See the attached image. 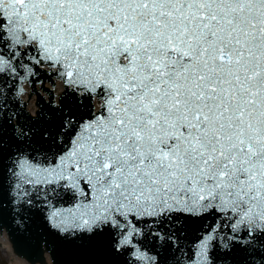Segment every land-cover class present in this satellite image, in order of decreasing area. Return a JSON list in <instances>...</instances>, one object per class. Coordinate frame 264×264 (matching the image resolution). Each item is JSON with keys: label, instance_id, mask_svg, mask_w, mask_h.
<instances>
[{"label": "snow or ice", "instance_id": "snow-or-ice-1", "mask_svg": "<svg viewBox=\"0 0 264 264\" xmlns=\"http://www.w3.org/2000/svg\"><path fill=\"white\" fill-rule=\"evenodd\" d=\"M43 65L46 117L0 106V222L76 264H264V0H0L4 90Z\"/></svg>", "mask_w": 264, "mask_h": 264}, {"label": "water", "instance_id": "water-1", "mask_svg": "<svg viewBox=\"0 0 264 264\" xmlns=\"http://www.w3.org/2000/svg\"><path fill=\"white\" fill-rule=\"evenodd\" d=\"M37 71L39 72L38 79L48 76L44 71L36 69L35 73ZM31 81L32 91L27 87V92L21 94L20 97L17 91L21 89V80L11 91H5L3 83L0 82V93H3L0 95V106L3 105L6 97L10 114L13 111H20L19 106H22L26 117H37L39 107V116L46 117L53 110L51 107L53 103H60L61 92L64 89L62 90L61 84L60 86L57 84L54 88L44 81L36 83L34 76L31 77ZM8 87H11V81ZM99 98L101 105L104 100L103 97ZM92 99L88 102L91 109ZM98 108L96 106L95 110ZM197 228L198 226H194L190 229L188 238L183 243L186 245L195 243L196 237L200 234ZM0 240L6 243L8 250H3V252L8 261H22V264H76L81 259L76 242L61 238L51 231L44 223L43 216H34L25 226L14 222L9 215L5 214L3 221L0 222Z\"/></svg>", "mask_w": 264, "mask_h": 264}, {"label": "rangeland", "instance_id": "rangeland-1", "mask_svg": "<svg viewBox=\"0 0 264 264\" xmlns=\"http://www.w3.org/2000/svg\"><path fill=\"white\" fill-rule=\"evenodd\" d=\"M3 250V247L0 245V264H13L12 261L7 260Z\"/></svg>", "mask_w": 264, "mask_h": 264}, {"label": "bare ground", "instance_id": "bare-ground-1", "mask_svg": "<svg viewBox=\"0 0 264 264\" xmlns=\"http://www.w3.org/2000/svg\"><path fill=\"white\" fill-rule=\"evenodd\" d=\"M0 245L4 250H8L4 240H0ZM13 264H22V261H12Z\"/></svg>", "mask_w": 264, "mask_h": 264}]
</instances>
